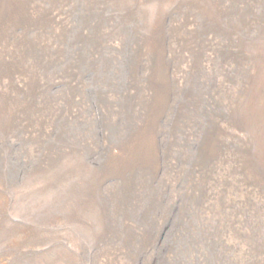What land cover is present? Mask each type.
Returning a JSON list of instances; mask_svg holds the SVG:
<instances>
[{
	"label": "rangeland",
	"instance_id": "1",
	"mask_svg": "<svg viewBox=\"0 0 264 264\" xmlns=\"http://www.w3.org/2000/svg\"><path fill=\"white\" fill-rule=\"evenodd\" d=\"M0 264H264V0H0Z\"/></svg>",
	"mask_w": 264,
	"mask_h": 264
}]
</instances>
